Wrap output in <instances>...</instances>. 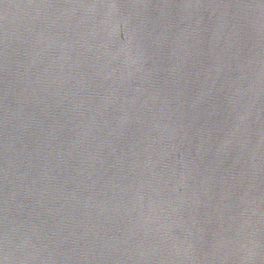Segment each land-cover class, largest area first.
Returning <instances> with one entry per match:
<instances>
[{
    "label": "water",
    "instance_id": "95a60500",
    "mask_svg": "<svg viewBox=\"0 0 264 264\" xmlns=\"http://www.w3.org/2000/svg\"><path fill=\"white\" fill-rule=\"evenodd\" d=\"M0 264H264V0H0Z\"/></svg>",
    "mask_w": 264,
    "mask_h": 264
}]
</instances>
